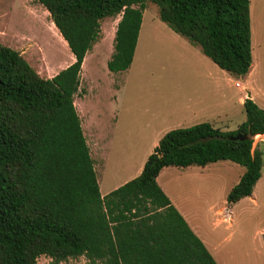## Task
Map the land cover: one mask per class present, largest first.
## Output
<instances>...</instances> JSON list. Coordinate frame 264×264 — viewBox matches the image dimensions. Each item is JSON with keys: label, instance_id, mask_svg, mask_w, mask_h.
I'll return each instance as SVG.
<instances>
[{"label": "trees", "instance_id": "1", "mask_svg": "<svg viewBox=\"0 0 264 264\" xmlns=\"http://www.w3.org/2000/svg\"><path fill=\"white\" fill-rule=\"evenodd\" d=\"M35 1L75 60L43 77L0 41V264H36L42 255L56 264L82 255L93 264H219L157 178L166 166L231 160L246 171L228 204L250 196L262 175L254 136L264 133V108L247 98L246 120L234 131L209 122L168 131L142 173L103 196L75 95L107 17L121 15L108 68L131 66L147 2L222 69L246 75L253 61L251 0ZM239 133L249 137L232 138Z\"/></svg>", "mask_w": 264, "mask_h": 264}, {"label": "crops", "instance_id": "2", "mask_svg": "<svg viewBox=\"0 0 264 264\" xmlns=\"http://www.w3.org/2000/svg\"><path fill=\"white\" fill-rule=\"evenodd\" d=\"M253 2L255 0L250 1L253 61L250 71L239 77L222 69L204 54L200 46L193 44L163 20L146 21L147 5L143 10L131 66L121 72H112L108 68V62L115 50L116 33L109 38L102 25L100 39L85 56L81 83L85 80L86 91L80 93L79 89L75 95V105L82 120L96 172V162L99 163L102 176L97 177L103 196L140 175L148 157L168 131L202 122H209L223 131H234L246 120L244 102L247 98H252L264 108V9L258 16ZM157 45L166 46V53L171 54L170 57L166 56L163 66L160 68L159 64H154L151 71H145V68L134 69L139 57L143 58L145 53L148 62L152 59L158 51ZM73 58L71 63L75 60L74 55ZM98 62L99 65H104V70L107 68L105 71L114 96L109 104V113L98 115L97 131L92 127V117L88 116V135L83 112L87 115L90 112L82 105L79 97H89L94 93L95 81L91 78L86 81L83 74L87 64L90 68V65ZM149 78L152 81L163 78V82L169 85L165 101L156 99L151 102V98L149 101L144 100L141 90L149 96H156L157 91L160 92L156 88L155 94L139 86L141 82H148ZM236 113L242 117L231 127L230 123ZM114 142L120 143L113 148L111 143ZM254 142V147L260 148L263 153L262 175L252 194L235 203L228 204L227 196L240 181L246 168L231 160H220L206 166H166L157 178L172 203L219 264H264V213L253 232L240 230L245 213L249 214L261 206L264 191V133L255 135ZM210 167L222 175L219 179L221 183L214 193L222 200L218 203L210 196L209 204L202 209L195 196H201V181L205 175L202 172ZM227 209L229 215L226 213ZM208 216L217 217L212 227L208 225ZM222 228L225 232L228 228L234 230L224 234Z\"/></svg>", "mask_w": 264, "mask_h": 264}, {"label": "rangeland", "instance_id": "3", "mask_svg": "<svg viewBox=\"0 0 264 264\" xmlns=\"http://www.w3.org/2000/svg\"><path fill=\"white\" fill-rule=\"evenodd\" d=\"M254 3V2H253ZM255 6L257 9V15L261 14V10L264 9V0H255ZM148 8L145 11L146 21H162L159 15V7L153 2H147ZM264 11V10H263ZM121 19V15L114 17H107L102 21L103 29L107 33L108 37H114L118 22ZM112 23V26H111ZM112 28V29H111ZM108 38V39H109ZM115 40V39H114ZM0 41L5 45L11 46L19 50L23 56L30 62V64L40 73L43 77H52L58 71L63 69L65 65L70 64L73 61V54L67 45V43L62 38L56 25L52 21L49 11L39 2L35 0H0ZM109 42V41H108ZM105 48V47H104ZM157 50L148 62L147 55L145 53L144 57H139L134 69L142 70L145 68L149 71L152 70L153 65H158L161 68L166 61V56H171V54L166 53L167 48L164 45H157ZM106 50V49H105ZM100 62V61H99ZM87 64L85 72L83 74L84 79L88 81L90 78L95 81L94 93L89 97H79L80 102L85 108L90 112L89 115L83 112V121L85 124V131L89 133V122L88 116L92 117L93 124L92 127L96 131L99 127V114L103 112H108L110 109V102L114 93L112 92V87H110L109 79L107 77V68L104 70V65L101 64ZM86 82L80 85V93L86 91ZM143 90L149 89L156 94V88L160 90L156 96H149L141 90L144 100L149 101L159 100L164 101L167 98V88L169 90V85L163 82V78H159L156 81H152L150 78L148 82H141L139 85ZM165 96V97H163ZM89 117V118H90ZM242 117L239 113L235 114L234 120L231 121L230 126L234 127L235 122ZM120 142H114L112 147L118 146ZM256 142H254L255 145ZM97 165V175L102 176L101 170L99 169V163ZM241 166V165H240ZM242 167V166H241ZM203 179L201 183L203 184V189L201 191V196H195L198 201L197 204L200 205L202 209H205L209 204L210 196H213V200L216 199L219 203L220 200L218 196L216 197L214 193L218 189L220 178L222 175L213 170V167L207 168L202 172ZM110 175V173H109ZM195 181V180H194ZM195 183H197L195 181ZM177 186L179 184H176ZM178 188V187H177ZM263 206V207H262ZM262 207V209H260ZM264 191L262 193L261 206L253 209L249 214L245 213V217L242 219L240 230L253 232L259 218L263 216L264 213ZM229 215V210L226 212ZM209 217V216H208ZM217 217L210 216L208 225L212 227L215 224ZM224 234L231 233L234 228H228L225 232L222 228ZM36 264H56L53 259L47 255H42L37 259ZM59 264H93L86 256L82 255L79 257H70Z\"/></svg>", "mask_w": 264, "mask_h": 264}, {"label": "water", "instance_id": "4", "mask_svg": "<svg viewBox=\"0 0 264 264\" xmlns=\"http://www.w3.org/2000/svg\"><path fill=\"white\" fill-rule=\"evenodd\" d=\"M248 137H249V135L239 133V134H237L236 136H234L232 138H234V139H246Z\"/></svg>", "mask_w": 264, "mask_h": 264}, {"label": "bare ground", "instance_id": "5", "mask_svg": "<svg viewBox=\"0 0 264 264\" xmlns=\"http://www.w3.org/2000/svg\"><path fill=\"white\" fill-rule=\"evenodd\" d=\"M57 28V27H56ZM58 29V28H57ZM258 30H260V29H258ZM59 31V30H58ZM59 33H60V31H59ZM258 33V32H257ZM61 34V33H60ZM62 36V35H61ZM62 38H63V36H62ZM64 39V38H63ZM64 41L66 42V40L64 39ZM67 43V42H66ZM67 45H68V43H67ZM68 65V64H67ZM66 66V65H65Z\"/></svg>", "mask_w": 264, "mask_h": 264}, {"label": "built area", "instance_id": "6", "mask_svg": "<svg viewBox=\"0 0 264 264\" xmlns=\"http://www.w3.org/2000/svg\"><path fill=\"white\" fill-rule=\"evenodd\" d=\"M239 85V84H238Z\"/></svg>", "mask_w": 264, "mask_h": 264}]
</instances>
